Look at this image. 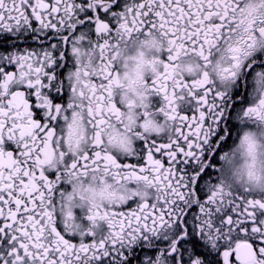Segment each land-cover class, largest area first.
<instances>
[{"label": "snow or ice", "instance_id": "1", "mask_svg": "<svg viewBox=\"0 0 264 264\" xmlns=\"http://www.w3.org/2000/svg\"><path fill=\"white\" fill-rule=\"evenodd\" d=\"M0 264H264V0H0Z\"/></svg>", "mask_w": 264, "mask_h": 264}]
</instances>
